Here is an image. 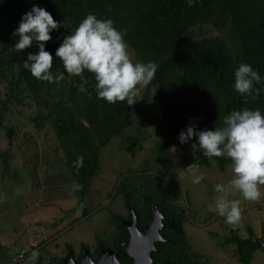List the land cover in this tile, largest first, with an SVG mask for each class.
<instances>
[{"label": "trees", "instance_id": "obj_1", "mask_svg": "<svg viewBox=\"0 0 264 264\" xmlns=\"http://www.w3.org/2000/svg\"><path fill=\"white\" fill-rule=\"evenodd\" d=\"M33 4L67 24V28L53 31L52 40L46 42V50L54 57L51 71L57 75L64 72L61 60L55 57L63 37L88 13L111 19L123 31L134 61L159 65L155 78L145 88L143 102L109 104L98 99L94 78L87 71V92L78 90V77L66 73L55 83L34 78L23 67V60L28 52L37 51L35 43L17 52L12 35L21 15ZM241 62L251 64L264 76V0H0V126L14 106L34 108L30 120L35 128H53L66 167L75 183L83 185L74 194L79 204L99 168L100 149L133 124L136 111L144 107L153 88L159 99L157 116L165 127L153 142L160 171L169 173L174 166L170 153L173 141L181 147L193 142L199 164L209 165L215 159L224 168L230 159L208 158L195 137L181 144L178 135L190 123L189 118H195L197 127L205 130L221 127L222 118L233 110L248 107L264 112V86L256 85L261 89L256 99H245L232 87L234 69ZM143 140L137 139L139 148ZM78 156L83 157V167L77 170L73 162ZM151 189L154 193L148 191L138 199L135 189L125 190V201L137 212L141 202L148 208L160 202L166 216L165 230L184 234L186 210L172 187L160 179L153 181ZM87 213L83 210V215ZM227 240L236 244L235 256L240 262H251L258 248L256 242L236 235Z\"/></svg>", "mask_w": 264, "mask_h": 264}, {"label": "rangeland", "instance_id": "obj_2", "mask_svg": "<svg viewBox=\"0 0 264 264\" xmlns=\"http://www.w3.org/2000/svg\"><path fill=\"white\" fill-rule=\"evenodd\" d=\"M145 88L140 87L135 103L143 102ZM148 93L144 107L133 117V124L100 149L99 168L79 204L76 195L69 194L75 180L64 163L61 142L53 128H35L30 120L34 108L14 106L6 114L0 126V264H14L13 257L22 249L35 252L40 244L32 247L31 239L39 242L55 230L63 231L56 236L57 246L50 243L48 248L65 250L69 245L79 252L82 244L92 247L97 239L109 242L116 229V216L128 213L125 190L135 189L138 199L148 191L154 193L153 181L160 179L172 187L186 210L184 229L192 249L209 255L203 262L243 264L235 256L236 244L226 240L232 235L245 238L247 231L257 236L263 234L264 196L248 201L239 192H230L229 198L240 201L241 218L235 225L226 223L215 210L214 186L227 184L232 178L231 162L224 168L215 159L209 165L199 164L193 142L186 147L171 142L174 166L169 173L161 172L153 142L165 127H161L163 120L157 116L159 99L155 89L150 88ZM139 137L144 138L141 148ZM193 162L198 165V173L203 174L200 183L193 182V174L187 169ZM135 174L139 176L130 177ZM261 191L264 192V186ZM71 206L74 208L63 210ZM83 210L88 213L83 215ZM52 217L55 222L62 220H58L55 229L47 224ZM222 248L226 251L224 257ZM258 260L263 261L260 249L255 251L250 264Z\"/></svg>", "mask_w": 264, "mask_h": 264}, {"label": "clouds", "instance_id": "obj_3", "mask_svg": "<svg viewBox=\"0 0 264 264\" xmlns=\"http://www.w3.org/2000/svg\"><path fill=\"white\" fill-rule=\"evenodd\" d=\"M66 27V22L55 20L45 8L33 4L23 13L12 35L15 37L13 48L22 52L34 43L36 52H28L23 60V67L41 81L55 83L64 79L65 73L78 77L80 92H87V71L94 78V90L98 99L109 104L126 102L133 105L140 87H147L155 78L159 65L154 61H133L124 39L122 30L114 26L107 18H98L88 13L70 33L63 37L55 49V57L63 64L64 72L55 74L51 71L53 54L46 50V42L52 40L51 33ZM264 86V76L251 64L241 62L233 73V89L247 99L258 98L260 88ZM90 94V93H89ZM180 130L178 141L185 144L195 137L203 155L230 159L232 178L227 184L217 183L214 191L215 210L225 218V222L235 225L240 221V201L229 198L230 192H239L244 200L258 201L264 196V112L260 108L244 107L233 110L222 118V126L200 130L195 118ZM78 170L83 167V157L78 156L73 162ZM187 169L193 174V182L200 183L203 174L198 173V165L191 163ZM83 188L74 183L69 194L74 195ZM33 246V245H32ZM26 250V249H25ZM38 256L33 252L30 264H35Z\"/></svg>", "mask_w": 264, "mask_h": 264}, {"label": "flooded vegetation", "instance_id": "obj_4", "mask_svg": "<svg viewBox=\"0 0 264 264\" xmlns=\"http://www.w3.org/2000/svg\"><path fill=\"white\" fill-rule=\"evenodd\" d=\"M159 203L150 205L148 208L145 205L146 202H141L140 206L137 207L138 212L127 203L128 213L126 216H116V229L110 241L96 238L95 245L88 247L86 244H82L79 252H75L69 245L65 250L48 248L47 245L50 243L57 246L56 236L60 235L63 230L49 233L39 239L40 243L37 241L31 243L32 247H38L40 244L35 251L38 253L35 264H144L145 261V264H207L203 261L207 259L205 256L209 258V255L195 252L188 240L184 229V222L188 218L187 214L183 221L184 234L179 231L165 230L166 216ZM154 213L160 215L161 226H158L155 220L152 221ZM151 222L156 224V231L142 233ZM247 232L248 235L242 239L250 238L256 242L258 244L257 249H260L263 254V261L258 260L252 264H264V231L261 236ZM33 252L34 250H29V252L24 253L14 264H30ZM220 252L223 254L221 256L224 257L226 251L220 250ZM134 256L139 257V259L136 258L135 263ZM214 264L216 263L214 262Z\"/></svg>", "mask_w": 264, "mask_h": 264}, {"label": "water", "instance_id": "obj_5", "mask_svg": "<svg viewBox=\"0 0 264 264\" xmlns=\"http://www.w3.org/2000/svg\"><path fill=\"white\" fill-rule=\"evenodd\" d=\"M158 216H159V217H158ZM153 217H154V219L152 218V221L155 220V221L157 222L158 226H161V223H160V221H159L160 215H159L158 213H154ZM155 226H156V224H155V223L152 224V222H151L150 224H148V226L146 227V229H145L144 232H142V233H149V232H154V231H156ZM139 253H140V252H139ZM137 255H139V254L137 253ZM140 256H141V255H140ZM144 257H145V255H144ZM136 258L139 259V257L134 256V263L136 262ZM137 263H138V261H137ZM145 263H146V261L144 262V264H145Z\"/></svg>", "mask_w": 264, "mask_h": 264}, {"label": "crops", "instance_id": "obj_6", "mask_svg": "<svg viewBox=\"0 0 264 264\" xmlns=\"http://www.w3.org/2000/svg\"><path fill=\"white\" fill-rule=\"evenodd\" d=\"M71 208H74V206L67 207V208H65V209H63V210H68V209H71ZM61 209H62V207H61ZM58 220H59L60 223L62 222V220H60V218H58V219H57V222H55V219L52 217L51 219H48L47 224H48L49 226H52V229H55V228L57 227ZM54 225H55V226H54ZM58 230H59V228H58ZM60 231H61V230H60ZM48 232H49V231H48ZM48 232H46V234H48ZM54 232H56V230H55ZM50 233H52V232H50ZM34 241H36V240H35V239H31V243H33Z\"/></svg>", "mask_w": 264, "mask_h": 264}, {"label": "built area", "instance_id": "obj_7", "mask_svg": "<svg viewBox=\"0 0 264 264\" xmlns=\"http://www.w3.org/2000/svg\"><path fill=\"white\" fill-rule=\"evenodd\" d=\"M27 251L22 249L20 250L12 259L13 262H16L24 253H26Z\"/></svg>", "mask_w": 264, "mask_h": 264}]
</instances>
